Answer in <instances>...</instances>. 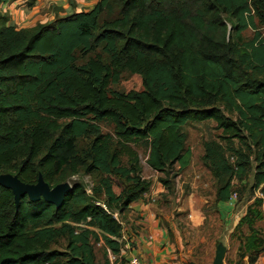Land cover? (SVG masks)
Masks as SVG:
<instances>
[{
  "label": "trees",
  "instance_id": "obj_1",
  "mask_svg": "<svg viewBox=\"0 0 264 264\" xmlns=\"http://www.w3.org/2000/svg\"><path fill=\"white\" fill-rule=\"evenodd\" d=\"M15 1L0 0V175L33 184L41 174L54 187L83 173L96 183L91 195L73 184L59 208L26 196L16 207L0 186V264H96L99 242L118 255L114 215L152 186L135 147L164 175L165 199L191 164L185 128L209 121L220 132L201 143L212 206L254 197L231 233L247 227L240 257L254 264L264 253L255 227L264 221V0H98L80 12L53 8L28 28L1 11ZM125 73L142 90H113Z\"/></svg>",
  "mask_w": 264,
  "mask_h": 264
},
{
  "label": "rangeland",
  "instance_id": "obj_2",
  "mask_svg": "<svg viewBox=\"0 0 264 264\" xmlns=\"http://www.w3.org/2000/svg\"><path fill=\"white\" fill-rule=\"evenodd\" d=\"M243 36L249 40L253 36V31L248 29L243 33ZM112 89L120 92L140 91L142 90L141 80L136 75L125 73L119 84L112 86ZM100 129L103 133L111 132V126L106 124H101ZM185 131L188 134V147L192 151L191 164L172 180V194L162 200L160 195L157 197L156 194L162 190L166 191L162 183L159 182V179L164 175L152 171L147 166L145 145L138 144L135 147L142 167L141 175L152 182L151 191L153 195H156L155 199H150L149 202L158 207L156 211L159 218L158 223L162 229L166 230L167 237L171 241L169 244L172 243L171 247L175 246L176 254L183 259H181L183 264H187V260H197L200 264H212L218 243L226 248L225 264H243L245 260L240 257L241 253L243 254V248L242 244L238 242V238L245 237L248 230L244 226L232 236V226L234 222L239 221L247 206L253 202L254 197L248 198V195L245 194L240 201L237 199L232 206H229L227 214L220 209L217 213L212 206L214 201L212 178L201 164L200 157L202 155L201 143L217 138L220 132L215 130V123L211 121L192 123L185 128ZM177 169L175 166L174 170ZM68 182L71 186L80 183L85 188L92 189L96 179L92 175L79 173L70 177ZM116 192H118L117 188ZM255 196H260L259 192H256ZM159 197L160 199H158ZM255 227L261 231V234H264V221L257 222ZM123 232L125 233V231ZM120 244L123 249L124 241ZM105 253L102 242L94 244L96 264L103 263L106 258ZM124 256L126 257V253L121 256V261ZM261 256L263 257L264 253ZM124 262L125 259L122 264Z\"/></svg>",
  "mask_w": 264,
  "mask_h": 264
},
{
  "label": "crops",
  "instance_id": "obj_3",
  "mask_svg": "<svg viewBox=\"0 0 264 264\" xmlns=\"http://www.w3.org/2000/svg\"><path fill=\"white\" fill-rule=\"evenodd\" d=\"M98 0H35L32 8L27 6V0H16L15 2L1 7L3 13L9 16V22L17 28L33 27L37 23H45L53 18L54 10L61 9L63 14L88 10ZM164 191L157 193V197ZM149 200L155 199L152 191L148 194ZM148 199L140 200L129 207V211L120 216L123 227V240L126 245V257L138 256L143 264H183L175 246L169 244L171 241L167 237L166 230L162 229L158 223L156 211L158 207L151 205ZM154 201V200H153ZM233 204H223L218 209L228 213L229 206ZM221 214V213H220ZM243 215V213H242ZM241 215V216H242ZM238 222H234L232 229ZM232 231V230H231ZM230 231V232H231ZM174 243V242H173ZM183 260V259H182ZM122 263V262H121ZM254 264H264V256H260Z\"/></svg>",
  "mask_w": 264,
  "mask_h": 264
},
{
  "label": "water",
  "instance_id": "obj_4",
  "mask_svg": "<svg viewBox=\"0 0 264 264\" xmlns=\"http://www.w3.org/2000/svg\"><path fill=\"white\" fill-rule=\"evenodd\" d=\"M0 186L12 192L16 207L19 205L20 198L26 196L29 201L36 202L42 199L59 208L63 204L65 196L73 189L67 181L50 187L41 174L33 184L20 181L16 175L2 174L0 175ZM225 252L226 248L222 244H218L212 264H225ZM190 264L195 263L191 262Z\"/></svg>",
  "mask_w": 264,
  "mask_h": 264
},
{
  "label": "built area",
  "instance_id": "obj_5",
  "mask_svg": "<svg viewBox=\"0 0 264 264\" xmlns=\"http://www.w3.org/2000/svg\"><path fill=\"white\" fill-rule=\"evenodd\" d=\"M85 190H86V193L88 195H90L92 193V189L90 187L85 188ZM144 197L147 198L148 195H145ZM235 200H236V195L233 194L229 203L233 204ZM98 204H100V203H98ZM100 205L106 210L105 205H103V204H100ZM117 216H118V218H117ZM114 217H116L117 220H120L118 214H115ZM124 237H125V235L122 233V237L120 239H118V242L121 243L125 239ZM106 252H107V258H108L110 264H122L121 262H123V261H121V256L126 253V245L123 249L122 248L120 249V252L118 255L111 253L110 250H107ZM123 264H143V263L138 256L133 255L128 260H126Z\"/></svg>",
  "mask_w": 264,
  "mask_h": 264
}]
</instances>
